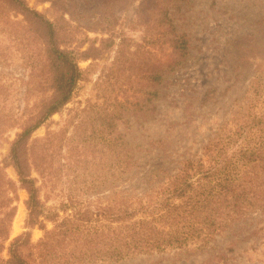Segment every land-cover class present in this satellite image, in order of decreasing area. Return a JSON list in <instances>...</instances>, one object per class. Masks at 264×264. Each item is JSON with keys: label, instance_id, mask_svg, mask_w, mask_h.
<instances>
[{"label": "trees", "instance_id": "1", "mask_svg": "<svg viewBox=\"0 0 264 264\" xmlns=\"http://www.w3.org/2000/svg\"><path fill=\"white\" fill-rule=\"evenodd\" d=\"M0 1L29 22L42 44L43 57L36 72L45 95L35 111L17 123L19 130L0 159V264H113L142 254L201 251L238 221L264 208V59L254 66L230 116L216 124L198 155L177 161L172 171L158 168L145 180L134 178L140 165L131 143L118 128L123 113H95L91 132H85L87 121L76 125L68 140L79 139L84 153L96 146L99 152L98 159L90 160L82 154L76 161L78 171L69 182L83 191L102 185L108 194L94 209L84 203L79 207L66 203L60 209L47 206L40 193L45 175L50 173L47 168L56 157L57 136L47 131L32 138V132L71 99L83 76L78 62L97 58L116 43L111 33L90 39L86 32L92 27L76 17L75 0H48L47 14L28 0ZM161 4V0L153 4L161 15L157 23L168 28L153 42L167 46L171 55L178 53L180 58L186 53L187 39L177 33ZM3 15L1 9L0 24H5ZM105 23L102 19V27L93 30L103 34L109 30ZM124 45L130 48L127 40L119 38L115 51L119 53ZM155 63L149 77L157 85L162 73L179 61ZM149 93L156 97V88ZM15 119L0 113V134L4 124L12 127ZM71 147L79 152L77 146ZM61 164L75 169L73 163ZM9 165L17 180L5 173ZM18 188L27 193L25 226L37 225L43 230L36 242H31L28 230L10 238ZM46 221L53 223L51 228L46 227Z\"/></svg>", "mask_w": 264, "mask_h": 264}, {"label": "rangeland", "instance_id": "2", "mask_svg": "<svg viewBox=\"0 0 264 264\" xmlns=\"http://www.w3.org/2000/svg\"><path fill=\"white\" fill-rule=\"evenodd\" d=\"M156 1L75 0L79 10L76 17L92 27L86 32L90 39L111 33L116 44L123 38L130 48L122 46L119 55L114 44L97 58L80 60L83 76L71 99L32 132V138L42 137L47 131L57 136L56 157L47 168L50 173L45 175L40 193L47 206L60 209L66 203L76 207L84 203L94 209L108 194L102 185L83 191L69 182L78 171L76 161L81 155L87 160L98 159L99 152L96 146L84 153L79 139L68 140L76 125L87 121L85 132H91L95 113H123L118 128L131 143L140 165L134 178L145 180L158 168L172 171L177 161L198 155L216 124L230 116L234 100L245 91L254 66L264 59V0H161L177 33L187 39L186 53L180 58L178 53L171 55L167 46L153 42L168 28L167 24L157 23L161 15L153 7ZM28 3L48 13L44 11L50 5L48 0ZM1 9L5 24H0V113L16 119L12 127L3 123L0 159L19 130L17 123L33 113L36 103L45 96L36 72L43 57L37 34L22 15L15 16L2 1ZM102 19L109 30L100 34L93 29L102 27ZM174 58L179 63L165 70L157 85L152 83L149 73L155 61L166 65ZM153 88L156 97L149 93ZM64 161L73 163L75 169H66L61 164ZM5 173L17 180L12 166H6ZM39 179L38 183L42 182ZM17 193L10 238L28 230L31 242H36L43 230L37 225L25 226L27 193L22 188ZM52 225L46 221L47 228ZM209 245L196 252L142 254L113 264H264V208L238 221Z\"/></svg>", "mask_w": 264, "mask_h": 264}]
</instances>
